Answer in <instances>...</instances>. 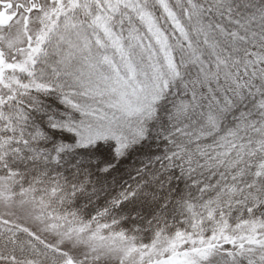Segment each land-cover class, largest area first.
<instances>
[{
    "label": "snow or ice",
    "instance_id": "6c2138e0",
    "mask_svg": "<svg viewBox=\"0 0 264 264\" xmlns=\"http://www.w3.org/2000/svg\"><path fill=\"white\" fill-rule=\"evenodd\" d=\"M0 264H264V0H0Z\"/></svg>",
    "mask_w": 264,
    "mask_h": 264
}]
</instances>
